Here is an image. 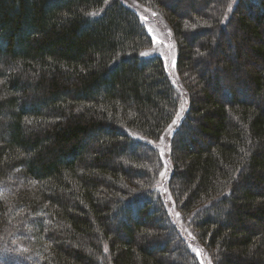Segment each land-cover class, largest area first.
<instances>
[{"label":"trees","instance_id":"obj_1","mask_svg":"<svg viewBox=\"0 0 264 264\" xmlns=\"http://www.w3.org/2000/svg\"><path fill=\"white\" fill-rule=\"evenodd\" d=\"M170 1L183 92L121 0H0V264H264V0Z\"/></svg>","mask_w":264,"mask_h":264},{"label":"rangeland","instance_id":"obj_2","mask_svg":"<svg viewBox=\"0 0 264 264\" xmlns=\"http://www.w3.org/2000/svg\"><path fill=\"white\" fill-rule=\"evenodd\" d=\"M123 3L126 5L130 6L133 8L135 11H137L142 19V21L145 23L147 30L149 31L150 35L153 37V45L149 48H146L142 51V53H149V55L144 56H152V55H159L161 56L165 70L168 75H170V78L176 84V86L179 88L180 92H183V89H180V83H179V78L178 75L174 69V58H175V46H174V40L171 35V31L166 25L165 21L163 18L160 16V14H155L154 12L148 10L147 8H143L140 0H121ZM191 0H182L180 3V9L187 12V9H189V2ZM200 1V0H199ZM170 4H174L176 0H171ZM193 4L197 5V1H193ZM194 6V5H192ZM249 69V68H248ZM182 102L177 110H180V115L183 114L185 108H186V95L185 93L182 94ZM178 118V117H177ZM178 120V119H177ZM175 125L173 126V128ZM169 135V134H168ZM165 138V137H164ZM169 139V136L166 137L164 140H161L158 144V148L160 149L161 155L164 156L166 151H167V146H166V140ZM141 148V146H139ZM161 172H166V164H161L159 163L155 168H154V183L150 186L152 189H156L158 192H161L162 198L165 202L166 209L168 210V213L173 217V219L177 218L176 210L175 208H172L173 205V200L169 197L168 194V188L166 187V183L162 182L160 183L161 180L165 179V176L162 177L160 175ZM169 174V172H168ZM167 174V178H168ZM9 182L12 184H16V179H14V176L9 175L8 176ZM18 182V181H17ZM167 182V179H166ZM11 187H13L11 185ZM15 188V187H14ZM3 189H0V195L2 194ZM35 219V218H34ZM178 227L182 228V234L185 237V239L191 244L192 249V254H195L197 259L199 260V264H211V262L208 259V255L211 256L212 253L208 250V248L205 247L204 244L200 246L199 244L195 243L194 236H192V232L188 231L185 227L178 225ZM186 232H185V231ZM189 230H192L189 228ZM190 237H193L192 239ZM166 238L169 239V241L173 242L175 237L172 234L166 235ZM208 252L209 254L207 255ZM3 254V253H1ZM0 254V261L2 260V256ZM14 255V254H13ZM168 257V256H167ZM15 258V259H14ZM12 259L13 261L10 262V264H19V260H16V256H14ZM168 260L179 262L182 259L180 257H168Z\"/></svg>","mask_w":264,"mask_h":264},{"label":"snow or ice","instance_id":"obj_3","mask_svg":"<svg viewBox=\"0 0 264 264\" xmlns=\"http://www.w3.org/2000/svg\"><path fill=\"white\" fill-rule=\"evenodd\" d=\"M106 2H107V0H106ZM140 55H141V56H147V55H149V53H141ZM174 63H175V61H173V64H174ZM179 116H180V112H177V117H179ZM177 122H178V121H177L176 119H174V120L172 121V123H171L170 125H168L169 135L172 134L173 126L176 125ZM161 139H163V137H161ZM160 175H161L162 177H164V176H165V172H161Z\"/></svg>","mask_w":264,"mask_h":264}]
</instances>
